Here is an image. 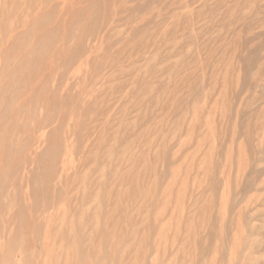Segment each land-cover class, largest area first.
Instances as JSON below:
<instances>
[{"label":"rangeland","instance_id":"obj_1","mask_svg":"<svg viewBox=\"0 0 264 264\" xmlns=\"http://www.w3.org/2000/svg\"><path fill=\"white\" fill-rule=\"evenodd\" d=\"M0 264H264V0H0Z\"/></svg>","mask_w":264,"mask_h":264}]
</instances>
